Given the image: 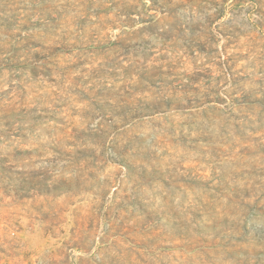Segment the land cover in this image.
Masks as SVG:
<instances>
[{"label": "rangeland", "instance_id": "rangeland-1", "mask_svg": "<svg viewBox=\"0 0 264 264\" xmlns=\"http://www.w3.org/2000/svg\"><path fill=\"white\" fill-rule=\"evenodd\" d=\"M0 264H264V0H0Z\"/></svg>", "mask_w": 264, "mask_h": 264}]
</instances>
